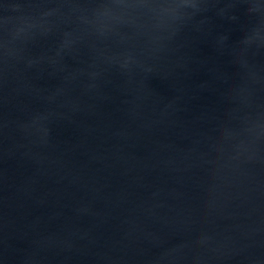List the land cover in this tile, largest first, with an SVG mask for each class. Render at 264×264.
Masks as SVG:
<instances>
[{"label":"water","instance_id":"95a60500","mask_svg":"<svg viewBox=\"0 0 264 264\" xmlns=\"http://www.w3.org/2000/svg\"><path fill=\"white\" fill-rule=\"evenodd\" d=\"M0 264H264V0H0Z\"/></svg>","mask_w":264,"mask_h":264}]
</instances>
